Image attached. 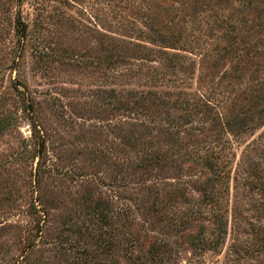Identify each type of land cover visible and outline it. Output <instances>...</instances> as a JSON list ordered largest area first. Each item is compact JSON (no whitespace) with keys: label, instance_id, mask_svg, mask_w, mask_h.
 I'll return each mask as SVG.
<instances>
[{"label":"rangeland","instance_id":"obj_1","mask_svg":"<svg viewBox=\"0 0 264 264\" xmlns=\"http://www.w3.org/2000/svg\"><path fill=\"white\" fill-rule=\"evenodd\" d=\"M262 24L0 0V264H264Z\"/></svg>","mask_w":264,"mask_h":264},{"label":"trees","instance_id":"obj_2","mask_svg":"<svg viewBox=\"0 0 264 264\" xmlns=\"http://www.w3.org/2000/svg\"><path fill=\"white\" fill-rule=\"evenodd\" d=\"M255 27H258V29H256L258 35H260V34H259V31H260V30H261L262 32H264V24H262V25H256ZM261 31H260V33H261ZM262 34H263V33H262ZM221 233H222V229H221ZM220 235H221V234H220Z\"/></svg>","mask_w":264,"mask_h":264}]
</instances>
